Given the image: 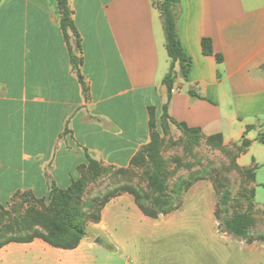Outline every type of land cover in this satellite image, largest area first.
<instances>
[{"label":"crops","instance_id":"0c3cea01","mask_svg":"<svg viewBox=\"0 0 264 264\" xmlns=\"http://www.w3.org/2000/svg\"><path fill=\"white\" fill-rule=\"evenodd\" d=\"M159 1L69 0L80 49L65 37L57 0H0V205L17 194L48 202L54 187L81 178L89 158L130 168L151 142L150 110L160 118L164 106L227 144L248 139L243 156L264 145L253 119L264 116V0H180L190 69L185 79L176 65L174 93L163 83L171 59ZM204 39L214 55H204ZM128 196L89 227L106 228L111 203Z\"/></svg>","mask_w":264,"mask_h":264},{"label":"rangeland","instance_id":"374dc122","mask_svg":"<svg viewBox=\"0 0 264 264\" xmlns=\"http://www.w3.org/2000/svg\"><path fill=\"white\" fill-rule=\"evenodd\" d=\"M154 116L155 131L163 140L160 154L169 189L183 180L193 182L178 210L151 219L142 214L132 197H124L109 206L106 228L88 226L77 249H55L39 239L30 244L12 243L0 249V264H264V243L248 244L220 229L214 218L218 196L213 192V182L218 190L228 191L232 201L225 216L251 213V236H264V145L257 143L243 156L246 138L227 144L220 134L208 136L201 131L190 137L170 122L164 132L161 117ZM253 119L261 128L255 135L264 141V116ZM253 157L261 162L258 167L252 164ZM152 165L143 153L128 169L102 166L98 175L85 174L83 193L73 198V206L83 208L88 201L118 194L125 187L147 190ZM30 200L19 197L5 210L0 209V243L20 233L29 205L53 214L48 202L44 205ZM27 222L25 227L31 234L46 233L35 219ZM98 239L102 243L97 244Z\"/></svg>","mask_w":264,"mask_h":264},{"label":"trees","instance_id":"16d2710c","mask_svg":"<svg viewBox=\"0 0 264 264\" xmlns=\"http://www.w3.org/2000/svg\"><path fill=\"white\" fill-rule=\"evenodd\" d=\"M57 2L61 15V28L66 39L69 40L70 35H72L76 38L78 47L81 49L80 35L72 17L73 12L69 6V0H57ZM179 3L180 0H163L157 2V7L161 13L163 23L166 48L171 59L170 71L163 80L169 92L172 91L174 86L176 65H180L181 74L185 79H188L190 69V62L181 45L177 28V21L180 14ZM202 47L204 55H214L210 39H204ZM216 59L218 62L223 61L221 55H216ZM73 60L76 67L81 63V60H77L75 57H73ZM262 68L264 70V66ZM191 93L195 95V93ZM154 113L155 110L151 109L149 123L151 142L132 161V165L137 163L143 153L149 156L153 167L148 176L149 183L147 190L125 187L121 188L118 194H107L104 197L90 200L83 208L74 207L72 203L73 198L75 196L80 197L83 193L84 175L89 173L98 175L102 171V166L97 161L89 158L87 170H82L81 178L74 181L70 188L60 189L54 187L52 189L48 200V210L52 211L53 214L37 211L34 206L29 205L26 217L21 221L23 228H21L20 233L5 237L0 243V249L12 243L30 244L34 240L39 239L55 249L73 251L77 249L80 243L86 238L88 226L90 224L101 223L102 211L104 208L113 199L121 196L123 193L131 195L142 214L151 219H159L162 216H167L178 210L184 193L191 188L193 182L183 180L172 190L169 189L164 159L160 154V146L163 140L159 138V135L155 131L156 120ZM167 122L173 124L186 136L197 137L201 132L198 128H189L185 124L178 123L170 118L167 112V106H164L161 116V127L164 132H167ZM261 143H264V141H261ZM250 145L251 142L245 139L243 142V149L246 151ZM213 187L218 196L214 217L220 223V229L224 233H230L235 238L242 239L248 244H253L255 242L264 243V236L258 239L251 236V228L254 225L252 214L237 213L232 218L226 217L227 208L232 201L231 195L228 191L222 192L218 190L214 182ZM19 197H24L25 199L31 198L30 202H41L44 205L47 202L46 199H35L30 194H17L15 199ZM0 209L5 210L6 208L0 205ZM33 219L46 230L45 234H31L29 230L26 229L25 226L28 224L27 220L30 221Z\"/></svg>","mask_w":264,"mask_h":264},{"label":"water","instance_id":"95a60500","mask_svg":"<svg viewBox=\"0 0 264 264\" xmlns=\"http://www.w3.org/2000/svg\"><path fill=\"white\" fill-rule=\"evenodd\" d=\"M96 243L98 244H100V243H102V240L101 239H98V240H96Z\"/></svg>","mask_w":264,"mask_h":264},{"label":"built area","instance_id":"2783aa9c","mask_svg":"<svg viewBox=\"0 0 264 264\" xmlns=\"http://www.w3.org/2000/svg\"><path fill=\"white\" fill-rule=\"evenodd\" d=\"M175 92V90H172V93H174Z\"/></svg>","mask_w":264,"mask_h":264}]
</instances>
